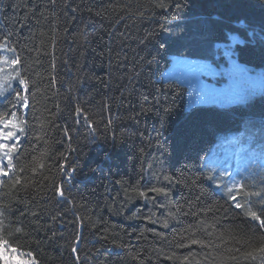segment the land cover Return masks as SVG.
Masks as SVG:
<instances>
[{
    "label": "trees",
    "instance_id": "trees-1",
    "mask_svg": "<svg viewBox=\"0 0 264 264\" xmlns=\"http://www.w3.org/2000/svg\"><path fill=\"white\" fill-rule=\"evenodd\" d=\"M2 46L25 85L0 99L25 126L3 239L34 264H264V174L207 161L264 131V93L192 104L174 63L264 70V0H0Z\"/></svg>",
    "mask_w": 264,
    "mask_h": 264
},
{
    "label": "snow or ice",
    "instance_id": "snow-or-ice-1",
    "mask_svg": "<svg viewBox=\"0 0 264 264\" xmlns=\"http://www.w3.org/2000/svg\"><path fill=\"white\" fill-rule=\"evenodd\" d=\"M179 7V5H177ZM225 57L231 59L232 52L225 50L223 52ZM0 59H7L0 57ZM13 65L17 62L13 61ZM190 69L187 74L177 75L181 82L187 83L193 90L190 94V103L192 104H208V103H240L247 100L249 97L255 95L257 91L264 93V76L260 78V87H256V80L253 77H247L242 81L229 80L221 88H217L214 83H208L207 80H214L218 73L211 69L208 64H187L183 62ZM243 70L239 65L233 62V72L240 73ZM23 123L15 114L8 116L0 115V177L11 175L13 164V154L18 151L20 137L19 132L23 131ZM247 142L245 137H232L223 143L226 149L230 146L234 150V154L239 160L245 158L242 154L247 152L250 156H254L255 152L251 150V144L255 140V135L246 133ZM15 141V142H13ZM260 148V156L264 159V144L258 146ZM213 165H218L221 161L213 158L210 161ZM7 165V166H6ZM42 167V165H41ZM240 189L243 185L238 186ZM154 191H161L155 189ZM229 192L233 189H229ZM141 196L146 195L140 192ZM236 199L235 196L232 197ZM236 207L240 208L241 205L237 204ZM249 215L256 216V213H249ZM264 223V218H261ZM0 264H30V257L24 254L21 249L12 245L10 241L5 240L0 236Z\"/></svg>",
    "mask_w": 264,
    "mask_h": 264
},
{
    "label": "rangeland",
    "instance_id": "rangeland-1",
    "mask_svg": "<svg viewBox=\"0 0 264 264\" xmlns=\"http://www.w3.org/2000/svg\"><path fill=\"white\" fill-rule=\"evenodd\" d=\"M233 40H235V37L233 38ZM226 50H230L232 52L230 48H226ZM1 51H2L1 57H6L7 59L6 60L0 59V99H2L3 97L6 96V94L11 92L13 87L17 84L20 85L22 88L25 87L24 80L19 78L18 76V61L15 57L14 50L9 48L8 46H2ZM233 54L231 56V59H228V64L220 68H216L214 65H212L211 63H207V62L187 61V60H182V59L176 60L174 61V63L175 64L179 63L183 66L182 67L183 69L179 70V72L183 74H187L190 71V69L183 62H187V64H208L210 65L211 69L214 70L216 73H218L217 76L223 78V80H221V83H214L217 88H221L229 80H235L239 82V81L246 79L247 77H253L256 80V87L259 88L260 78L264 76V70L250 68L240 63ZM13 61H16L17 63L13 65L12 63ZM233 62L239 65V67L243 71L240 73H234L233 72ZM172 74L173 75L176 74V71H173ZM208 83L211 84L212 82H208ZM192 91L193 90L190 87V94ZM259 92L260 91H257V93ZM190 94H189V100H190ZM222 104H225V103H222ZM15 115L20 121L24 122L22 119L19 118L17 114ZM24 127L25 126L23 123V131L18 133L20 137V141L22 140V136L24 134ZM246 133H252L255 135V140L251 144V150L255 152V155L250 156L247 152H245L242 154L243 156H245V158L239 160V158L234 154V150L230 146L226 149L222 145L225 141L229 140L232 137H245V141L247 142ZM262 144H264V131L261 128H256V127L250 128V129L243 128L241 131L224 133L220 136L219 140L217 141V144L215 145L213 150L210 152V154L207 156V161L208 162L211 161L214 157L221 161V163L218 165L210 164L211 170L214 172H217L218 171L217 169H222L224 171L225 170L227 171V170L239 168V170H236V169L235 170L239 172H243V173H245L244 171H246L247 173L249 170H251L250 173H253L255 172L254 170L257 169L258 172H261L264 174V159L261 158L259 154L261 150L258 147L259 145H262ZM234 185L237 187L241 185L240 180L237 182V184H234ZM22 252L30 257V264L35 263V259L30 252H27V251H22Z\"/></svg>",
    "mask_w": 264,
    "mask_h": 264
}]
</instances>
